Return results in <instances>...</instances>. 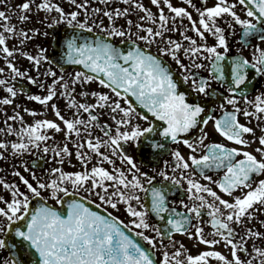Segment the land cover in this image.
I'll return each mask as SVG.
<instances>
[{
	"label": "snow or ice",
	"instance_id": "obj_1",
	"mask_svg": "<svg viewBox=\"0 0 264 264\" xmlns=\"http://www.w3.org/2000/svg\"><path fill=\"white\" fill-rule=\"evenodd\" d=\"M119 3L22 0L11 16L0 10V105L25 94L21 81L45 93L26 96L41 105L22 109L32 122L19 111L4 121L0 160L41 154L57 165L38 176L23 161L19 182L0 177V264H264V0H149L156 12L144 0ZM41 13L58 59L43 46L28 51L39 29L12 23ZM216 99L219 115L208 107ZM153 158L162 166L149 171ZM174 234L204 248L192 254Z\"/></svg>",
	"mask_w": 264,
	"mask_h": 264
},
{
	"label": "flooded vegetation",
	"instance_id": "obj_2",
	"mask_svg": "<svg viewBox=\"0 0 264 264\" xmlns=\"http://www.w3.org/2000/svg\"><path fill=\"white\" fill-rule=\"evenodd\" d=\"M21 2H22V0H5V3L0 5V10L7 11L8 14L11 16L14 12L17 11L15 6L20 4ZM172 2H173L174 5H181L182 4V0H172ZM144 3H145L146 6L152 7V11L153 12L157 11V9L154 6H151L149 4V0H144ZM194 3H196V5L198 7L201 6V0H194ZM208 3H209V5H211L212 3H214V0H208ZM63 6H65L67 8L66 4H64ZM113 6L123 7L124 5L119 3V0H113ZM183 6L188 7L187 5H183ZM188 10L192 12L194 17L196 16L195 11L191 7H188ZM165 11H166V13L168 11L166 7H165ZM17 15H18V13H17ZM42 16H43V13H41L40 16H33L32 20L30 22L24 24V25H20L19 21L16 18V16H13L12 23L16 24L18 26H22V27H24L26 29H32V28L39 29V32L37 34L33 35L32 40L28 43L27 50L28 51H34V50H38L39 47L43 46V47L48 49V52H49V54L51 56L52 51H53V46L56 43V41L53 39V37L56 35V31H53L52 29H48L47 28V23H41L40 22ZM131 18L135 22L137 20L136 14H133ZM105 23H107V20H105ZM119 23L123 24L124 21L120 20ZM184 23L187 24L188 21L185 20ZM54 28L56 30H58L60 34L65 29L63 25L54 26ZM133 30H135V29H133ZM45 31L49 32V35L47 37H45L42 34ZM172 35H173L174 39H180V35H179L178 32L174 33ZM188 35H194V34L189 32ZM211 42H212V40L210 38L209 39V43H211ZM8 43L11 46L13 44H18V41L15 38H12V39H10L8 41ZM248 51H249V49H245L244 50V54L247 55ZM233 52H235V48H233ZM166 59H168V58L166 57ZM0 66H5V61L3 59H0ZM18 66H20L22 68V70L30 69V62L27 61L26 59L21 58L18 61ZM172 66H173V68L176 67V65L174 63L172 64ZM67 71H69V72L72 71V67L67 68ZM31 74L35 75V71L32 70ZM5 75H7V71H6ZM178 75H179V73L177 72V76ZM257 79H258L259 82L256 83V91L257 92L258 91H264V79H260V78H257ZM21 83L26 84L25 94L18 95V97L15 98L14 103L12 105H0V127H4L5 126L4 125V121L9 116H12L15 111H19L21 113V115L24 116V119H25L26 122H32V120L34 118L32 116L24 113L22 111V109L25 108V107L29 108V109H37V110L41 109V105H39L37 102L29 101L26 98V96H27V94H41V95H43V94H45L43 92V90L37 89L36 87H34V86L30 85V84H27L26 81H21ZM17 86H19V85H17ZM91 87L95 88L96 85H91ZM184 87L186 88L187 86L184 85ZM213 87H217L220 91L223 92V88H220V86L214 84ZM225 94H227V93H225ZM3 95H6V93L0 92V97H2ZM252 95H255V93L253 92ZM78 99H79V97H78ZM221 102H222L221 100L216 99L215 103L209 104V106H208L209 110L211 111L212 109H216L215 114L216 115L221 114L220 110L218 109V104L221 103ZM57 103H58V106L61 108V110L64 111V102H63V100H60ZM241 103H243V101H241ZM17 106H19V107H17ZM39 118H45V117H41V116L35 117V119H39ZM46 118L55 119V117L53 116V114H52L50 109H49V112L47 113V117ZM241 120L243 121V117H241ZM8 122L12 123V121H8ZM17 124H18V122H17ZM253 124H255V121H253ZM14 126H16V125H14ZM209 131H211V126H209ZM198 134H199V130L197 129V130H194L191 133V136L195 137ZM257 134H259V132H257ZM62 137H63V133L55 134L56 142L59 143L61 141ZM0 138H5V137L0 135ZM211 138L215 139V140H223V138L220 137L219 134H215V133L212 134ZM7 139H15V137H7ZM49 143H52V142L49 141ZM70 147H71V145H70ZM176 147H177V145H175V144H171L170 145V148L173 149V150ZM179 148H180V150L182 152H187L188 151L186 149V147L183 146L182 144L179 145ZM133 155H135V153H133ZM163 159H170V157L169 156H164ZM23 161H26L28 163L29 168L31 170L35 171L38 176L44 175L45 170L48 169L49 167L57 166L56 163L51 159V156H48L47 158H42L41 154H26L23 157V160H21V159H14V158H12L9 155L8 158L7 159H3L2 160V164H0V177H4L8 181L15 180V181L19 182L18 178L13 175V172L15 171L13 169L17 168V169H19V171L23 175L27 176L28 174L25 173L24 170H23V166H22ZM73 163L76 165V168L80 167V165L74 159H73ZM93 163H95V161H93ZM140 163L142 165H144V164L147 163V161H145L141 157L140 158ZM105 166H107V165H105ZM160 166H162V161L160 163H157L156 159L153 158V162L148 165V170L151 171L152 167H160ZM65 167L66 168H70V166L67 163L65 164ZM90 167H91V165H90ZM70 170H74V169H70ZM1 173L2 174L4 173L5 175H1ZM182 196H183V193L177 191V192H175V193L170 195V199H175L177 201V203H178L179 200L182 198ZM49 203H55V202L54 201H49ZM178 210H182V209H178ZM109 211H113V210L109 209ZM114 214L120 215L121 218L125 219V222H127V218H126L125 215H123L122 210L119 213L114 212ZM260 219H264V216H261ZM153 222H158V221H156L155 218H154ZM255 227L259 228L260 225L258 223H255ZM209 230L210 229L206 228L205 232L207 233ZM261 230L264 231V229H261ZM174 238H175V240L184 243L185 246L190 249L192 254H196L197 251H200L201 249L204 248V245H202V244L199 245V247H192L193 241L189 240L186 236H183V235H180V234H174ZM165 242L167 243V241H165ZM249 243H251V241H249ZM217 250H220L225 255H228V250L223 248L222 245L218 246ZM213 264H216V262L213 261Z\"/></svg>",
	"mask_w": 264,
	"mask_h": 264
},
{
	"label": "water",
	"instance_id": "obj_3",
	"mask_svg": "<svg viewBox=\"0 0 264 264\" xmlns=\"http://www.w3.org/2000/svg\"><path fill=\"white\" fill-rule=\"evenodd\" d=\"M64 31H65V29L61 32V36H63V34H64ZM60 55H62V49H61V47L59 46V45H57V43H55L54 44V51H53V54L51 55V57L52 58H54V59H58V57L60 56ZM62 63V62H61ZM66 68H68V67H72V66H68V65H64ZM181 90H185L184 89V87H183V85L181 86ZM249 91H251V90H249ZM93 207H95L94 205H93ZM100 210V209H99ZM101 211V210H100Z\"/></svg>",
	"mask_w": 264,
	"mask_h": 264
},
{
	"label": "rangeland",
	"instance_id": "obj_4",
	"mask_svg": "<svg viewBox=\"0 0 264 264\" xmlns=\"http://www.w3.org/2000/svg\"><path fill=\"white\" fill-rule=\"evenodd\" d=\"M3 160V159H2ZM2 160H0V164H2ZM7 165V164H6ZM13 170H15V171H19V169H17V168H15V169H13ZM22 174V173H21ZM1 175H5L4 173L2 174L1 173ZM0 192H3V194H5V195H7V192H6V190H3L2 188H0ZM198 252V251H197Z\"/></svg>",
	"mask_w": 264,
	"mask_h": 264
}]
</instances>
